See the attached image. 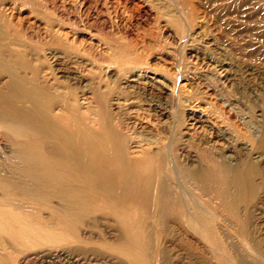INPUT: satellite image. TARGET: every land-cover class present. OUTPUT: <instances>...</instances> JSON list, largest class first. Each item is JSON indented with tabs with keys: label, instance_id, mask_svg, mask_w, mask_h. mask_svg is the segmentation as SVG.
<instances>
[{
	"label": "rangeland",
	"instance_id": "obj_1",
	"mask_svg": "<svg viewBox=\"0 0 264 264\" xmlns=\"http://www.w3.org/2000/svg\"><path fill=\"white\" fill-rule=\"evenodd\" d=\"M49 1L50 4L55 3L60 10L54 11L58 16L63 10L66 11L65 16L63 15L65 19H72V15L77 20L83 17L82 11L76 5L77 0L70 4L64 0H58L59 2L46 0L48 6ZM124 2H127V11L121 12L120 7L123 5L116 6L117 14L114 16L105 11L97 15L93 12L94 9L90 8L88 13V16H92L89 17L90 21L95 20L93 16L98 17L96 22L92 21L95 25L91 27L92 29L81 22L75 26L70 22L65 24V20H61L63 29L69 31V37L76 33L79 39H84V43L82 47L77 46L75 51L73 47L67 49L70 50L67 52L50 48L46 51L48 58L52 55L58 56L64 60L63 62L66 58L65 65L70 68L68 73L62 75L53 73L51 68L53 59L57 58L49 59L51 63L48 64L53 77L59 78L66 86L68 85L67 87H74L77 90L76 96L81 103L80 106L86 105L93 113L98 111L95 109H98L97 105L100 103L102 107H106L107 112L112 113L114 119L121 122L123 129L127 127L124 130L128 131L129 137H134L135 140L138 136L136 141L139 142L152 140L154 144L152 150H156L155 143L160 139L165 142L169 139L163 128L167 123H173L176 126L175 131L178 130L177 133L182 139L187 138L193 143L200 144L206 140L210 145L212 140L217 141L214 147L218 145L219 150L225 148L232 158H235L236 163L232 162V166L236 167L240 163L245 169L252 167L255 174L251 179V185L234 196L236 203L234 216L224 207V201H221L224 199L221 195L223 191L231 195L233 193V189L228 184L225 185L226 181L222 174L212 179L215 188L211 195L208 194L210 198L207 199L198 191L193 192L200 203L203 202L202 206L213 215L217 212L216 208L224 205L222 213L218 211L222 218L216 216V222L215 219L212 222L208 221L207 231L213 235L216 228L222 230L220 232L216 230V234H220L230 261L215 258L214 262L212 259L215 257L214 253L208 248L209 245L213 246V242L209 239L206 241L207 247L202 245L203 249L196 251L199 255H208L205 257L213 262L210 264H230L231 260L246 257L264 264V0H124ZM68 9L73 14L69 15L71 12L67 13ZM33 12L34 10L24 7L18 9L16 13L18 19L25 17L23 19L26 21L25 24L31 22L35 28H39L38 31L34 30L35 28L29 31L41 35L45 31L44 22ZM101 15L104 18L100 17ZM120 18L123 20L121 25ZM101 20H107L108 23L106 21L105 26H98ZM101 35L107 36L106 39ZM69 55L74 56L73 59ZM132 76L134 79L139 77L137 78L139 81L142 79L141 82L145 83V86L136 88L125 85L131 78L133 79ZM70 78L77 80L71 81ZM163 92L168 95L164 96ZM193 112L204 119L202 120L206 124L205 134L191 131L186 125L189 123L186 118ZM186 127L188 131L185 132ZM213 131L223 132L222 135L227 136L223 137L224 139L222 136L214 137L209 134ZM185 134L192 136L186 137ZM188 155L192 156L191 158L198 157L197 152L191 148ZM254 157H258V160H254ZM19 197L21 196L17 195L15 199L20 200ZM37 210L41 211V217L45 213L43 217L49 215L42 207ZM28 211L29 206L0 208V264H132L130 253L126 248L122 249L124 246L118 244L116 238L118 228L110 219L103 217L102 211H96L90 219H83L81 222L75 221L72 217L67 218L66 224L59 216H55L56 218L52 216L49 224L54 230L52 237L56 238L53 241L50 240L51 237H44L46 233L42 228L45 223L39 222L40 218ZM14 212L17 214L14 215ZM30 224L35 231L31 229L33 236L29 230ZM55 233L59 236H55L57 235ZM177 238L180 236L175 238L176 241L172 240L173 238L162 241L159 236L152 239L150 252L156 250L153 256L155 262L159 259L160 248L167 249L168 255L175 263L187 264L190 255L191 259L194 258L196 251L190 252L180 247ZM48 246L49 249L45 248ZM168 246H171V249ZM189 264L194 263L191 261Z\"/></svg>",
	"mask_w": 264,
	"mask_h": 264
},
{
	"label": "bare ground",
	"instance_id": "obj_2",
	"mask_svg": "<svg viewBox=\"0 0 264 264\" xmlns=\"http://www.w3.org/2000/svg\"><path fill=\"white\" fill-rule=\"evenodd\" d=\"M64 1L69 4L77 2L76 5L82 11L83 17L77 20L72 15V19H65L63 15L65 16L66 11L63 10L58 12V16L54 13L60 11L58 7L54 5L55 3L50 4V1L48 6L46 0H0V208L29 206L28 212L38 216L39 222L45 223L43 228L38 225L46 233L44 237H51L52 241L56 240L52 237L53 226L49 224L52 216H59L64 223H68L70 217L81 222L83 219H90L96 211H102L103 217L110 219L118 228L116 230L118 244L124 246L122 249L126 248L130 253L132 264H184L175 263L168 255V250L164 248L158 250L159 259L155 262L153 256L156 250L151 253L150 247L152 239L158 236L162 241L172 238L176 241L175 238L180 236L179 239L177 238L179 246L190 252L202 250V245L206 246V241L212 240L213 246L209 245L208 248L214 253L215 257H212L214 262L215 258L228 260L220 234H216L219 228L215 229L213 235L209 234L207 222H212L216 216L222 218L220 212L222 213L224 205L231 215H236L234 196L249 188L255 174L254 169L252 167L245 169L240 163L236 167L232 166V162L236 163L235 158H232L225 148L219 150L218 145L214 147L217 141H211L212 147L206 143L208 142L206 140H203L206 144H200L193 143L187 138L182 139L177 133L178 130L175 131L176 126L173 123H167L163 128L169 139L167 138L166 142L160 139L155 143L156 150H152L154 145L152 140L139 142L136 141L138 136L135 140L134 137H129L128 131L124 130L127 127L123 129L121 122L114 119L112 113L107 112L106 107H102L100 103L97 105L98 109H95L98 111L93 113L86 105L80 106L81 103L76 96L77 90L74 87H67L68 85L66 86V83L61 82L59 78H54L48 64L51 63L49 59L57 58L53 59L51 68L53 73L62 75L70 70L65 65L67 59L65 58L63 62L64 60L54 55L48 58L46 51L50 48L67 52L70 51L67 50L70 47L75 51L77 46L82 47L84 43V39H79L76 33L75 35L72 33L73 35L69 37V31L63 29L61 20H65V24L70 22L75 26L81 22L91 28L95 26L92 21L96 22L98 17L93 16L95 20L90 21L88 16L90 8L94 9L93 12L97 15L105 11L114 16L117 14L116 6L123 5L120 9L121 12H125L127 2L124 0ZM24 7L34 10L33 14L43 20L45 30L41 34L43 37L31 32L35 28L34 23L25 24L26 21H23L25 17L20 18L22 20L18 19L16 12ZM69 9L67 13L71 12ZM71 14L73 13L69 15ZM107 20H101L99 25L96 24L103 27L108 23ZM122 22L120 18L119 25ZM36 29L38 31L39 28L34 30ZM102 37L106 39L107 36ZM70 57L73 59L74 56ZM137 78L133 77L127 84L124 82L123 84L136 88L145 86V83L141 82L142 79L139 81ZM75 79L70 78L71 81ZM162 94L168 95L166 92ZM200 116L194 112L189 114L186 118L189 123L186 125L191 131L205 134L206 124ZM185 129V132L188 131L187 127ZM222 133L213 131L209 134L217 138L227 136ZM190 135L185 134L186 137ZM190 148L197 152V159L188 155ZM254 160H258V157H254ZM218 174L224 176L225 185L228 184L233 189V193L231 195L224 191L220 192L224 199L221 200L220 196L219 199L224 201V205L221 202L222 206L220 208L217 206V212L213 215L202 206L203 202L200 203L193 192L198 191L207 199L210 198L208 194L215 188L212 179ZM17 195L21 196L20 200L15 199ZM67 196L70 198L68 199ZM204 200L207 202L205 198ZM39 207L47 210L49 215L43 217L45 213L41 217V211L37 210ZM29 226L31 232L33 225ZM26 233L25 230L24 234ZM168 247L171 249V246ZM45 248L49 249V246ZM205 256L197 254L196 251L193 259L190 255V260L194 264L213 263ZM190 260L189 262L186 260L187 264L191 262ZM230 264L259 263L246 257L231 260Z\"/></svg>",
	"mask_w": 264,
	"mask_h": 264
}]
</instances>
